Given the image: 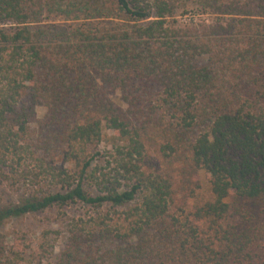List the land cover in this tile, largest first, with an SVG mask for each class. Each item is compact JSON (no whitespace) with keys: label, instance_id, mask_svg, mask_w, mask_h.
<instances>
[{"label":"trees","instance_id":"obj_1","mask_svg":"<svg viewBox=\"0 0 264 264\" xmlns=\"http://www.w3.org/2000/svg\"><path fill=\"white\" fill-rule=\"evenodd\" d=\"M74 203L56 264H264V0H0V226Z\"/></svg>","mask_w":264,"mask_h":264},{"label":"rangeland","instance_id":"obj_2","mask_svg":"<svg viewBox=\"0 0 264 264\" xmlns=\"http://www.w3.org/2000/svg\"><path fill=\"white\" fill-rule=\"evenodd\" d=\"M180 23L197 20L199 18L210 21L214 16L207 14L200 15L194 12H186L185 14H177L173 17ZM89 20V19H86ZM83 19H73L72 17L61 14H50L42 17L35 26L50 27L55 32L66 30L70 32L76 24ZM93 22H96L93 21ZM45 113L44 107H39L36 110V115L32 118L31 126L36 125L39 118ZM111 132L104 133L103 139L98 144H93L96 149L103 148L107 145ZM202 180V187L197 191L195 196L189 201L191 205L200 204L206 199L211 198L207 184H205L203 175H199ZM9 201L18 199L20 190L5 189ZM255 217L258 221H264V216L260 208L253 206ZM94 214L93 207L82 203H74L64 208H48L42 212L28 213L17 217H12L4 221L0 226V247L11 246L14 249L18 248L28 254V264H35L38 259L45 260L44 264H56L54 259L60 255L65 243L64 232L67 227L74 221L80 218L87 219ZM42 246V247H40Z\"/></svg>","mask_w":264,"mask_h":264}]
</instances>
